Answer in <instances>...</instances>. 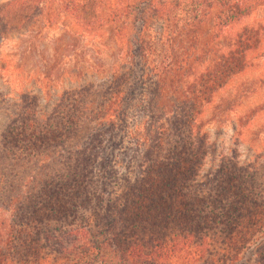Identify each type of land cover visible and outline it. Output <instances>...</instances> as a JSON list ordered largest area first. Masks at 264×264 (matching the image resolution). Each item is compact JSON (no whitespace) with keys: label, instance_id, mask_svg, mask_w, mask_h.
Segmentation results:
<instances>
[{"label":"trees","instance_id":"1","mask_svg":"<svg viewBox=\"0 0 264 264\" xmlns=\"http://www.w3.org/2000/svg\"><path fill=\"white\" fill-rule=\"evenodd\" d=\"M216 6L214 32H203ZM261 6L0 1V48L20 31L0 55L9 75L34 55L30 77L46 74L37 25L67 12L83 30L106 29L114 39L104 45L113 61H96L105 55L98 47L89 64L107 74L100 84L66 89L48 113L36 96L20 94L0 149V264H264V162L233 151L204 169L213 143L199 123L250 48L241 39L209 42Z\"/></svg>","mask_w":264,"mask_h":264},{"label":"rangeland","instance_id":"2","mask_svg":"<svg viewBox=\"0 0 264 264\" xmlns=\"http://www.w3.org/2000/svg\"><path fill=\"white\" fill-rule=\"evenodd\" d=\"M261 2L263 6L219 31L218 37L208 44V48H215L241 39L250 48L246 51L245 68L213 94L199 117L200 131L213 143V150L206 159L204 169L207 170L217 166L223 153L233 151L242 161L264 162V0ZM219 11L218 6L213 8L212 16L207 19L209 25L204 26L203 32H214L211 24ZM67 14L51 25L47 22L36 24L45 30L43 57L50 65L46 74L30 77L31 66L39 64L34 61L36 55L26 61L25 68L11 75L0 70V149L2 136L18 110L21 93L30 92L36 96L38 107L48 113L66 89L89 82L98 85L107 76L106 73L95 72L89 64H93L91 59L97 56L95 49L98 47L105 55H99L95 60L111 63L113 60L106 55L110 51L105 46L114 39H110L106 29L83 30L73 14ZM19 32L10 33L13 39L0 48L2 59L14 48ZM123 43L119 40L114 45L122 47ZM77 65L86 69L82 77L68 73Z\"/></svg>","mask_w":264,"mask_h":264}]
</instances>
